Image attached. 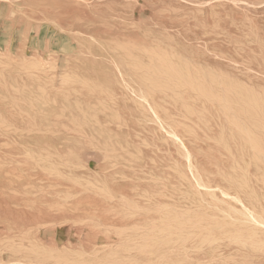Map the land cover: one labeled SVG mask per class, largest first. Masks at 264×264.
<instances>
[{"label":"rangeland","instance_id":"rangeland-1","mask_svg":"<svg viewBox=\"0 0 264 264\" xmlns=\"http://www.w3.org/2000/svg\"><path fill=\"white\" fill-rule=\"evenodd\" d=\"M0 264H264V0H0Z\"/></svg>","mask_w":264,"mask_h":264},{"label":"bare ground","instance_id":"bare-ground-1","mask_svg":"<svg viewBox=\"0 0 264 264\" xmlns=\"http://www.w3.org/2000/svg\"><path fill=\"white\" fill-rule=\"evenodd\" d=\"M124 68V67H123ZM174 133V132H173Z\"/></svg>","mask_w":264,"mask_h":264}]
</instances>
